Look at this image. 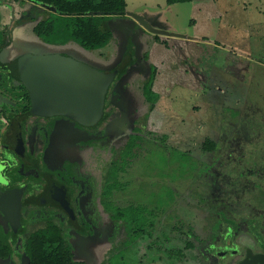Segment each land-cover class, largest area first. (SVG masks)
I'll return each instance as SVG.
<instances>
[{
    "label": "rangeland",
    "instance_id": "obj_1",
    "mask_svg": "<svg viewBox=\"0 0 264 264\" xmlns=\"http://www.w3.org/2000/svg\"><path fill=\"white\" fill-rule=\"evenodd\" d=\"M125 2L126 19L143 16L154 29L181 37L145 28L130 35L144 70L129 72L120 89L119 97L135 111L123 141L109 150L70 145L58 153L82 162L77 174L88 177L91 196L104 176L97 208L106 215L127 209L125 224L112 238L87 239L80 252L72 239L75 260L207 264L202 251L209 245L221 248L224 236L232 249L252 246L255 233L246 220L261 204L254 187L264 190V173L257 170L264 164V0ZM8 4L17 12L33 7L0 0V32L8 45L1 48L4 61L35 50L63 53L109 71L122 60L128 37L120 28L124 18L106 22L112 36L105 47L87 50L73 41L44 42L33 31V17L21 24L6 18ZM206 140L213 147L206 148ZM240 255L233 254L231 261ZM13 257L18 264L25 255Z\"/></svg>",
    "mask_w": 264,
    "mask_h": 264
},
{
    "label": "flooded vegetation",
    "instance_id": "obj_2",
    "mask_svg": "<svg viewBox=\"0 0 264 264\" xmlns=\"http://www.w3.org/2000/svg\"><path fill=\"white\" fill-rule=\"evenodd\" d=\"M39 8L46 10L41 6L31 7L28 13L22 14L21 20L14 21L21 24L33 17L34 25L33 10ZM128 17L124 12L111 15L107 20L116 19L119 23V19ZM120 28L126 32L127 39L139 32L133 20L126 19ZM5 45L0 43V244L7 249L8 255L0 257L1 263L17 264L14 253L23 252L25 257L19 259L18 264L21 260L27 264L25 239L31 231L47 224H54L62 231L72 252V239L80 252L81 243L87 239L96 237L94 243H99L102 238H112L122 229V224L112 220L110 214L99 209L100 206L97 208L103 201L104 176L101 175L91 196L88 177L77 174L82 162L78 157L61 159L58 153L61 147L70 145L76 150H109L123 141L130 122L128 117L132 118L135 111L129 110V102L125 105L123 96L119 97L120 89L126 87L123 79L129 72L136 70L138 75L142 74L143 62L137 53L133 55L134 47L128 42L118 65L104 71L116 70L117 73L107 88L101 117L92 125H84L63 115L34 114L30 92L22 83L21 75L13 72L25 54L53 53L31 50L4 61L1 48ZM54 139L56 147L52 149ZM257 170L264 173V164L258 165ZM255 188L261 204L252 208L255 215L246 220L248 229L255 233V238L250 240L253 245L242 244L232 249L231 240L224 236L220 240L221 248L209 245L202 251L209 257L207 264H237L248 250L252 255L264 254V229L260 231L261 226L264 227V190ZM237 252H241L240 258L231 261V256Z\"/></svg>",
    "mask_w": 264,
    "mask_h": 264
},
{
    "label": "trees",
    "instance_id": "obj_3",
    "mask_svg": "<svg viewBox=\"0 0 264 264\" xmlns=\"http://www.w3.org/2000/svg\"><path fill=\"white\" fill-rule=\"evenodd\" d=\"M16 1L28 2L35 9L40 6L46 9L48 16L44 19L35 16L33 25V31L44 42L63 45L73 41L87 50L100 49L109 43L112 34L103 29V23L109 16L122 14L126 9L125 0ZM187 1L190 0H166V3L171 5ZM41 12L44 10L39 8L35 13L38 16ZM14 69L15 67L13 72L20 76V66ZM204 145L208 149L213 147L209 140H206ZM126 212L127 209L117 208L111 216L115 221L125 224ZM24 250L28 258L27 264H84L75 260L62 231L54 224H47L43 228L31 231L25 239ZM7 255V249L0 244V257L4 258Z\"/></svg>",
    "mask_w": 264,
    "mask_h": 264
},
{
    "label": "water",
    "instance_id": "obj_4",
    "mask_svg": "<svg viewBox=\"0 0 264 264\" xmlns=\"http://www.w3.org/2000/svg\"><path fill=\"white\" fill-rule=\"evenodd\" d=\"M131 16L139 27L152 33L181 37L154 29L143 16ZM19 66L34 114L63 115L84 125H92L101 117L107 88L117 73L104 72L59 53L25 54L19 59ZM256 263L264 264V254L252 255L248 250L237 264Z\"/></svg>",
    "mask_w": 264,
    "mask_h": 264
},
{
    "label": "crops",
    "instance_id": "obj_5",
    "mask_svg": "<svg viewBox=\"0 0 264 264\" xmlns=\"http://www.w3.org/2000/svg\"><path fill=\"white\" fill-rule=\"evenodd\" d=\"M2 2H5V1H2ZM8 6H9V8H11L10 9V11L9 12H7V17L6 18H8L9 20H11V21H13V20H16V18H21V17H23L22 16V14L24 13L23 11H21V10H18V12L15 10V6L14 5H10V4H8ZM126 8H127V4H126ZM125 11H126V9H125ZM129 14V13H128ZM22 19V18H21ZM20 19V20H21ZM109 20H107V21H105L104 23H103V29L104 30H106V31H110L111 29L109 28H105V24H106V22H108ZM135 22V21H134ZM136 23V22H135ZM136 25H137V30L136 31H142V27H139V25L136 23ZM111 32V31H110ZM2 34V33H1ZM187 39H188V37H187ZM128 42H131V40L128 38V39H126V46H125V48L127 47V44H128ZM1 43H4V44H6L7 45V42H6V39H5V36H4V33L2 34V40H1ZM5 45V46H6ZM134 48H135V50H133V55H136V50H137V46L136 45H134L133 43L131 44ZM8 46V45H7ZM146 57H148V54H146L145 55Z\"/></svg>",
    "mask_w": 264,
    "mask_h": 264
}]
</instances>
